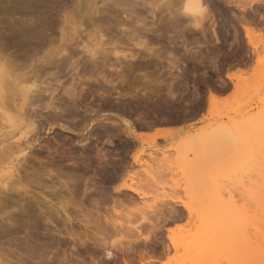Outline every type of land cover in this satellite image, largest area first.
<instances>
[{
  "label": "rangeland",
  "instance_id": "rangeland-1",
  "mask_svg": "<svg viewBox=\"0 0 264 264\" xmlns=\"http://www.w3.org/2000/svg\"><path fill=\"white\" fill-rule=\"evenodd\" d=\"M183 1L0 0V90L17 89L16 96L9 94L12 100L0 91V109L17 115L22 83L49 82L58 89L56 109L43 107L49 95L40 93L38 129L22 137L35 141L20 160L19 175L29 190L8 193L0 210V262L150 264L153 254L160 262L151 264H264V232H250L249 221V194L264 190V142H256L248 127L234 130L264 106V0H203L201 27L183 15ZM64 46L69 58L63 61L79 56V68L68 67L69 61L45 65L47 55H65ZM93 58L99 66L91 69ZM229 72L240 75L231 80ZM73 90L79 94L77 107ZM211 93L217 96L212 106ZM125 120L138 132L153 134L162 126L170 132L149 147V138L143 142L129 135ZM1 121L0 132L12 129ZM222 123L226 129L211 138L210 130ZM225 137L234 148L207 146ZM194 144L200 145L193 149ZM142 148L145 163H133ZM49 168L53 180L46 176ZM129 169L139 172L129 179L124 176ZM125 180L140 184L148 195L119 191ZM169 196L191 204V215L181 202L167 199L175 212L158 220L156 210ZM217 198L228 205L227 214L237 210L239 215L223 232L221 213L200 204ZM60 202L69 205L71 223ZM137 222L141 230L131 232ZM169 233L178 246L166 254L161 241L169 242ZM108 249L117 255L108 258Z\"/></svg>",
  "mask_w": 264,
  "mask_h": 264
},
{
  "label": "bare ground",
  "instance_id": "bare-ground-1",
  "mask_svg": "<svg viewBox=\"0 0 264 264\" xmlns=\"http://www.w3.org/2000/svg\"><path fill=\"white\" fill-rule=\"evenodd\" d=\"M41 1V0H40ZM202 1L203 0H184L183 1V5H182V13H183V15H185V16H187V17H190V19H193V21L195 22V25L196 26H203L202 25V19H203V15L205 14L204 12H205V8H206V6H204L203 4H202ZM39 2V1H38ZM182 3V2H181ZM29 10V9H28ZM152 13H153V11H152ZM154 14V13H153ZM192 21V22H193ZM248 22V21H247ZM42 23V22H41ZM248 23H250V21L248 22ZM37 24V23H36ZM108 25V24H107ZM244 28H245V31H246V33H247V37L249 38V42L253 45V42H252V38H251V33H253L252 32V29L249 27V26H247V24L246 25H244ZM156 33V32H155ZM32 34V33H31ZM74 37V36H73ZM254 37V36H253ZM69 43V41H67V44ZM62 45H64V44H62ZM69 45V44H68ZM65 46H66V44H65ZM63 47V48H61L62 50L61 51H64L66 54L64 55V53L63 54H61L62 52H59L58 54L60 55H62V56H59V57H57V56H55L56 54L54 53H51V55L48 57V55L46 56L47 57V59L48 60H44V59H42V61L44 62V63H47V64H45V65H50V66H56V67H59V65H60V63L62 64L63 62V64H67L68 63V61H69V64H67V65H69L68 67H70V68H72V69H77V68H79V66H80V59L78 58V57H76V56H72L71 54H70V59L69 60H67V62L65 63V61H63V59L65 60V59H68L69 57H67L68 55H67V53H68V50H67V47ZM256 46V45H255ZM255 46H253V47H255ZM62 47V46H61ZM78 48V47H77ZM151 50H153L154 51V49H151ZM256 50V49H255ZM149 51H150V49H149ZM76 52V51H75ZM71 53H72V51H71ZM73 53H74V51H73ZM157 53H158V51H157ZM76 54V53H75ZM78 55V54H77ZM115 55H118L117 53L115 54ZM130 55H131V58H134V56L135 55H133V54H131L130 53ZM86 56V55H85ZM2 57V56H1ZM67 57V58H66ZM83 57V56H82ZM124 57H128L127 56V54H124ZM119 58V57H118ZM46 59V58H45ZM103 60V63L105 64V62H106V60L107 59H102ZM0 61H1V59H0ZM7 61V60H6ZM5 61V62H6ZM38 62L39 61H41V60H37ZM63 61V62H62ZM88 61V60H87ZM87 61L85 62V63H83L84 64V67H88L87 65L88 64H86L87 63ZM37 62V63H38ZM43 62H42V64H43ZM99 62V61H98ZM97 61H96V58H93V60L92 61H90V63H89V65H90V67H91V69L93 68V67H97V66H99V65H97V63H98ZM13 63H15V62H13ZM10 64V63H9ZM8 64V65H9ZM99 64V63H98ZM135 64V63H134ZM7 65V64H6ZM26 65V64H25ZM45 65H42L43 67L45 66ZM16 66V65H15ZM29 66V65H28ZM133 66V65H132ZM13 67V66H12ZM17 67V66H16ZM47 67V66H46ZM49 67V66H48ZM25 68V67H24ZM66 68V67H65ZM82 68H83V66H82ZM131 68V67H130ZM15 69V67L13 68V70ZM30 69H31V67H30ZM37 69V68H36ZM36 69H34L35 71H36ZM11 70V69H10ZM16 70V69H15ZM14 70V71H15ZM38 70V69H37ZM131 70V69H130ZM22 71V70H21ZM30 71V70H29ZM19 72V71H18ZM47 72V71H46ZM51 72V71H50ZM26 73V72H25ZM53 73V72H52ZM52 73L50 74L51 76H52ZM239 72H237V73H234V72H229V73H227V77L229 78V79H231V80H234L235 78H237L240 74H238ZM20 74V73H19ZM21 74H23V73H21ZM35 74V73H34ZM33 74V75H34ZM44 74V73H43ZM42 74V75H43ZM53 74H56V72H54ZM123 74V73H122ZM26 75H28V74H26ZM39 75V74H38ZM45 75V74H44ZM57 75V74H56ZM56 75H55V77H56ZM36 76V75H35ZM58 76V75H57ZM123 76V75H122ZM5 77V76H4ZM23 77V76H22ZM24 77H25V75H24ZM31 77V76H30ZM124 77V76H123ZM1 78H3V76L1 77ZM120 78H122V77H120ZM5 82L8 84V82H7V77H5ZM50 79V78H49ZM56 79H58L57 77H56ZM23 80H24V78H23ZM37 80H39V79H37ZM48 80V79H47ZM59 80V79H58ZM122 80H124V81H126L127 79H122ZM43 81V80H42ZM50 81V80H49ZM111 85H114L115 83V81L114 80H107ZM5 82H3V84L5 83ZM10 82V81H9ZM23 82H25V81H23ZM27 82V81H26ZM25 82V83H26ZM31 82V81H30ZM107 82V83H108ZM11 83V82H10ZM9 83V84H10ZM17 83V82H16ZM15 83V84H16ZM24 83V84H25ZM38 83V82H37ZM36 83V80L34 81L33 80V82L32 83H30L29 85H23V83H22V85L20 86V88L18 89V96L16 97L18 100H16V103L14 104V108L16 109V111H17V115L15 114L14 116H12V115H9L5 110H4V108H6V107H2V109H0V118L2 119V121H5V122H2L1 121V123H6L5 125L6 126H4L3 124H2V126L3 127H10V128H12V129H10L9 131L7 130V131H1L0 132V210H3L4 208H6V199L5 198H7L8 196V193H12V192H20L21 193V190H23L25 193H28V190L29 189H27L26 188V185H24L23 183H22V180H21V177H20V175H19V171H20V168H21V166H22V164H21V162H20V160H24V158L26 157V155H28V149H30L32 146H33V143L32 142H35V141H33V139H32V141L30 142V141H28V140H26L25 139V141L24 140H22V137H24L25 135H27L28 133H30V131H33V129H38V125L40 124V122L38 123L37 122V114H38V111H36V109H35V106L37 105V101L39 100V103H40V101H42L41 99L43 98V97H41L42 96V94H40V93H47V96L49 95V99L47 100V101H45V105H43V107L44 106H46V108L47 107H51V108H54V109H56L57 107L55 106V103H56V101H55V99H56V96L57 95H55V90H56V92H57V86H56V88L53 86V88L55 89H52V85H51V87H50V85H48V83L46 84V85H48V87L46 86V85H43V86H41L40 87V85H38ZM108 83V84H109ZM117 83V82H116ZM127 83V82H126ZM9 84H8V86H9ZM51 84V83H50ZM62 84V83H61ZM128 84V83H127ZM6 85V84H5ZM116 85V84H115ZM7 86V85H6ZM6 86H5V88H6ZM10 86H13L12 84H10ZM9 86V87H10ZM45 86V87H44ZM130 86V85H129ZM128 86V87H129ZM1 87L2 86H0V89H1ZM50 87V88H49ZM114 87V86H113ZM123 87V86H122ZM126 87V86H125ZM14 88H16V87H14ZM264 88V87H263ZM7 89V88H6ZM5 89V90H6ZM12 89H13V87H12ZM11 89V90H12ZM50 89H52V90H50ZM17 90V89H16ZM16 90H14V92L16 91ZM262 90V89H261ZM1 91V90H0ZM10 91V90H9ZM9 91L7 90V91H5L7 94V96H9V94H11V92L13 93V96H16V94H17V92L15 93V95H14V92L13 91H10V93H9ZM2 93H3V95L5 96V92L3 91V89H2V91H1ZM73 92H74V90H73ZM69 93L68 92V94H70V96H72V101H74V105L77 107L78 105H77V101L79 100L78 99V96H79V94H78V92L76 93V92H74V93ZM145 92V91H144ZM147 92V91H146ZM58 94V93H57ZM67 94V93H66ZM127 94H128V92H127ZM133 94V93H132ZM144 94V93H143ZM172 94H173V92H172ZM135 95V94H134ZM4 96H3V98H4ZM7 96H5V97H7ZM44 96V95H43ZM46 96V95H45ZM68 96V95H67ZM169 96H171V95H169ZM173 96V95H172ZM10 98H7V99H11V96H9ZM19 97V98H18ZM174 97V96H173ZM58 98V97H57ZM70 98V97H69ZM216 98H217V96L214 94V93H211L210 94V106H212V105H214L215 103H216ZM7 99H5V100H7ZM14 99V98H13ZM12 100V99H11ZM261 101H262V99H261ZM8 102H10V101H8ZM8 102H6V103H8ZM12 102V101H11ZM35 103H36V105H35ZM38 103V104H39ZM59 103V102H58ZM7 106L9 105V103L8 104H6ZM39 105H41V104H39ZM12 108V107H11ZM13 108V109H14ZM37 109H38V107H36ZM62 108V107H61ZM79 108V107H78ZM10 109V108H9ZM60 109V108H59ZM61 110V109H60ZM63 110V109H62ZM209 111H210V109H209ZM58 112V111H57ZM55 113V112H54ZM60 114L62 115V116H64L61 112H60ZM211 114V113H210ZM58 115V114H57ZM69 115V114H68ZM40 116V115H39ZM68 117V116H67ZM204 117V116H203ZM247 117V116H246ZM0 119V120H1ZM206 119V118H205ZM204 120V119H203ZM202 120V121H203ZM39 121H40V119H39ZM19 122V127H17L19 130L18 131H16V123H18ZM7 123H9V124H7ZM125 124H126V126H127V128H128V133H129V135L130 134H132L133 135V133L136 135V136H138L139 138H141L142 139V141L143 142H145V138L147 139V138H149L148 140H146V143H148L149 144V147H152V145H153V143L155 142V140H156V138L158 137V136H160V135H165V134H167L168 132H170V129H165V128H157L156 129V131L153 133V134H148V133H144V132H138L133 126H132V124H131V122L130 121H128V120H125ZM241 125V126H240ZM240 127H238V128H236V129H234L235 131H237L236 133H238V131L239 130H241V127H248L250 130H252V133H253V135H254V138H255V140H256V142H258L259 144L261 143H263L264 142V106H262L260 109H258L257 110V112H254V113H251V114H249L248 115V118L246 119V120H243L241 123H240ZM226 126H228L226 123H222V124H218L216 127H214V128H212L211 130H210V134L212 135L211 136V138H214L215 136H217L219 133H221V131H223L224 129H226ZM1 127V126H0ZM2 128V127H1ZM22 128H25V130H23V131H21L22 130ZM40 128V127H39ZM228 128V127H227ZM5 129V128H4ZM38 131V130H37ZM37 131H36V133H37ZM17 132V133H16ZM127 132V131H126ZM114 133V132H113ZM34 134V136L35 135H37V134H35V133H33ZM19 137H18V136ZM29 135V134H28ZM131 135V136H132ZM135 135H133V136H135ZM15 136H17V138H15ZM214 136V137H213ZM26 137V136H25ZM27 138V137H26ZM33 138V137H32ZM35 139V138H34ZM227 139H228V137H225V138H223V139H221V142L222 143H214L213 141H209L207 144V146L209 147V148H219V149H226V148H228V147H230V146H232V145H235L236 143H232V144H230L228 141H227ZM35 140H37V139H35ZM110 141H112V140H110ZM109 141V142H110ZM37 142H38V140H37ZM83 144H84V142H83ZM110 144V143H109ZM200 145V144H199ZM199 145H195L194 144V146H193V149H196V148H198V146ZM196 146V147H195ZM148 147V148H149ZM230 148H234L233 146L232 147H230ZM236 149L238 148V146L237 147H235ZM236 149H235V151H236ZM32 150V149H31ZM31 152V151H30ZM100 153V152H99ZM144 153H146V151H145V149L144 148H142L140 151H138L137 153H135L134 155H133V163H135V164H143V163H145V161H143L142 160V158H141V156H142V154H144ZM149 153V156L151 155V157H153V158H155V155H154V153L153 152H148ZM235 153V152H234ZM105 154V153H104ZM103 155V154H102ZM106 155V154H105ZM105 155H103V157L105 156ZM21 157H22V159H21ZM101 158H102V156H101ZM101 158H100V160H101ZM105 158V157H104ZM100 162V161H99ZM107 164H109V163H107ZM126 166V165H125ZM124 167V166H123ZM126 172V175H124V176H126L127 178H132V175H136V174H138L137 173V169H135V170H125ZM262 171V170H261ZM139 172V171H138ZM263 173H262V175L264 176V171H262ZM124 173V172H123ZM122 173V174H123ZM54 174H55V171L53 170V168L51 169V168H49L48 170H47V173H46V176H47V178H49L50 180H53V176H54ZM261 175V176H262ZM122 176V175H121ZM125 177V178H126ZM64 186L67 188V182H66V184H64ZM63 186V187H64ZM49 189V188H48ZM118 189H119V191L121 190V189H126V190H129V191H132V192H134V193H136V194H138L140 197H145V196H147L148 195V193L145 191V190H143V187H141L140 186V184H136V182H132V183H127L126 182V180L123 182V183H121L119 186H118ZM56 190V189H55ZM63 190V189H62ZM65 190V189H64ZM70 190V189H69ZM68 190V191H69ZM57 191V190H56ZM31 192V191H30ZM51 192H53L54 193V190H51ZM6 193V194H5ZM61 193V192H60ZM17 194V193H16ZM12 195H13V193H12ZM34 195V194H33ZM36 195H34L33 197L34 198H37V197H35ZM249 197L251 198V200H250V205H251V210H250V225H251V230H250V232H264V190H262V192H260V193H257V192H255V193H251V194H249ZM13 198V197H12ZM167 199H169L171 202H173V203H179V202H181L182 203V205L184 206V208L186 209V210H188V212H189V214L191 215V212H193L192 210V207L190 206L191 204H188V203H186V202H184L185 200H182V199H177V198H175V197H173V196H169L168 198H162V202H163V204H164V206H162V207H160V208H158L157 210H156V218L158 219V220H166V213H170V214H174V212H175V208H174V205H169V204H167V203H164ZM165 200V201H164ZM200 204H202V205H204L208 210H211V211H213V210H216V212H219V213H221L220 215H218V222H219V224H218V228H219V230L221 231V232H223L221 229H222V227H224L225 229L226 228H228V226H230L229 228L231 229L232 227H233V225L236 223V222H238V220H239V215H238V211L237 210H232V211H230V212H228L229 214H227L226 213V210L228 209V208H226L227 206H226V204H225V202H223V201H221V200H219L218 198L217 199H210V200H203V201H200ZM169 205V206H168ZM60 206H61V202H60ZM7 207H8V204H7ZM68 207H69V205L68 204H66V205H62L61 206V208L65 211V213H66V216H67V220L71 223L72 222V217H70V215H68L67 214V212H66V210H68ZM79 208L82 210V208H81V206H79ZM83 211L84 210H82V213H83ZM3 212V211H2ZM193 214V213H192ZM143 218H146V216L144 215L143 216ZM148 222H150V223H154V221H152V220H148ZM139 225H140V222H137L136 224H134V226H133V228H132V230H131V232L133 231V232H138V231H140L141 229L139 228ZM179 225V224H178ZM237 225V224H236ZM217 226V225H216ZM232 226V227H231ZM178 227V226H177ZM210 229H211V227H210ZM209 229V230H210ZM217 229V228H216ZM234 229V228H233ZM232 229V230H233ZM135 230H137V231H135ZM167 230L168 231H170V232H175V231H173L174 230V227L172 228V227H169L168 226V228H167ZM235 230V229H234ZM236 230H238V228H237V226H236ZM242 230V229H241ZM230 231V230H229ZM130 232V233H131ZM235 232H237V231H235ZM243 232V231H242ZM157 236V240H159V236H158V234L156 235ZM162 237V235H160V238ZM167 238L169 239V242H167L166 240H164V241H166V242H163V240L161 241L163 244H164V248H163V252H169L170 251V249L173 247V248H176L177 246H178V239H176L175 237H173V234H171V233H169L168 235H167ZM92 239V238H91ZM140 240L138 237H136V241H138V240ZM145 239V238H144ZM134 240V242H136ZM148 240H150V239H148ZM151 240H153V239H151ZM93 241H94V239H93ZM93 241H91V242H93ZM154 241V240H153ZM133 242V241H132ZM84 243V242H83ZM161 243V244H162ZM153 247V246H152ZM130 249H131V247H130ZM153 250V249H152ZM258 252H262V248H259L258 250H257ZM144 253H142V254H149V251L148 250H144L143 251ZM162 252V251H161ZM129 253V252H128ZM152 253V252H151ZM154 253V252H153ZM166 253V254H167ZM106 255H107V257L108 258H113V257H115L117 254L116 253H114V252H112L111 250H106ZM128 255V254H127ZM147 256V255H146ZM115 260H116V258H115ZM148 260V259H147ZM126 261V260H125ZM158 262L159 261V259H157V258H155V257H153V254H150V258H149V260H148V262L151 264V263H154V262ZM2 262V261H1ZM1 262H0V264H1ZM131 262V261H130ZM130 262H127L126 261V264H131ZM145 262L146 261H141L140 262V264L142 263V264H145ZM160 262V261H159ZM3 263V262H2ZM4 264V263H3ZM134 264V263H133ZM162 264H166V261H162Z\"/></svg>",
  "mask_w": 264,
  "mask_h": 264
},
{
  "label": "crops",
  "instance_id": "crops-1",
  "mask_svg": "<svg viewBox=\"0 0 264 264\" xmlns=\"http://www.w3.org/2000/svg\"><path fill=\"white\" fill-rule=\"evenodd\" d=\"M163 128L166 127V126H162ZM155 130V129H154Z\"/></svg>",
  "mask_w": 264,
  "mask_h": 264
}]
</instances>
